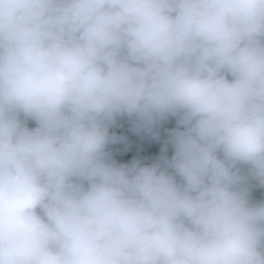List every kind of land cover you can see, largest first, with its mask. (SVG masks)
Wrapping results in <instances>:
<instances>
[{
    "label": "clouds",
    "instance_id": "clouds-1",
    "mask_svg": "<svg viewBox=\"0 0 264 264\" xmlns=\"http://www.w3.org/2000/svg\"><path fill=\"white\" fill-rule=\"evenodd\" d=\"M125 115L171 159L112 161ZM249 177L264 0H0V264H264Z\"/></svg>",
    "mask_w": 264,
    "mask_h": 264
},
{
    "label": "trees",
    "instance_id": "trees-1",
    "mask_svg": "<svg viewBox=\"0 0 264 264\" xmlns=\"http://www.w3.org/2000/svg\"><path fill=\"white\" fill-rule=\"evenodd\" d=\"M124 117V133L109 134L119 138L110 142L105 149L112 161L118 165H130L133 161H138L141 165H152L162 163L164 157L171 159L174 154L170 143L171 133L177 129L182 130L178 117L168 116L154 124L151 129L141 127L134 117Z\"/></svg>",
    "mask_w": 264,
    "mask_h": 264
},
{
    "label": "rangeland",
    "instance_id": "rangeland-1",
    "mask_svg": "<svg viewBox=\"0 0 264 264\" xmlns=\"http://www.w3.org/2000/svg\"><path fill=\"white\" fill-rule=\"evenodd\" d=\"M125 119L126 118L124 116L117 117L115 123L109 127V134L113 132H116L117 134L124 133L126 130L124 125ZM26 123L29 128L36 127L35 122L32 120H27ZM240 167L242 174L247 175V167L243 165ZM177 179L179 180V178ZM247 188L250 203L256 204L264 202V186L260 185L256 180L249 177Z\"/></svg>",
    "mask_w": 264,
    "mask_h": 264
}]
</instances>
